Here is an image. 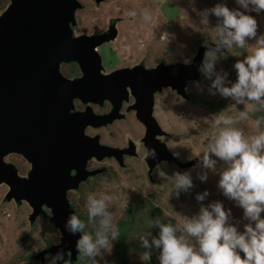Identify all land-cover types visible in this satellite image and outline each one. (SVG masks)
Returning <instances> with one entry per match:
<instances>
[{"label":"water","instance_id":"obj_1","mask_svg":"<svg viewBox=\"0 0 264 264\" xmlns=\"http://www.w3.org/2000/svg\"><path fill=\"white\" fill-rule=\"evenodd\" d=\"M103 1L95 0L97 4ZM82 5L80 0H10L0 13V183L9 186L7 199L30 204V222L38 215L46 216L45 208L51 210L60 242L42 249L35 258L44 261L46 254L62 252L69 264H77L80 233L66 231L65 220L70 212L81 214L70 202L68 190L101 170L89 172V158L115 155L122 161L123 150L101 144L99 135L85 132L87 126L98 127L122 117L118 111L129 84L137 98L131 108L146 127L148 153L154 151L146 158L150 171L162 160L175 162L179 168L193 166L199 158L182 161L158 137L164 130L154 114L155 93L171 86L188 98L187 82L199 77L207 47L214 46L200 41L190 62L163 61L154 67L141 64L105 73L98 47L117 36V24L106 32L76 35V11ZM62 62L76 63L81 76H65ZM76 98L99 104L107 99L113 108L105 114H97L90 106L75 110ZM11 152L32 163L28 177L5 160Z\"/></svg>","mask_w":264,"mask_h":264},{"label":"rangeland","instance_id":"obj_2","mask_svg":"<svg viewBox=\"0 0 264 264\" xmlns=\"http://www.w3.org/2000/svg\"><path fill=\"white\" fill-rule=\"evenodd\" d=\"M80 1L84 6L76 11L78 19L75 27L76 35L104 30L112 16L119 18L117 36L98 47L106 65L118 61L119 66L133 64L143 58L147 66H155L162 59L166 62L191 60L200 41L206 39L212 42L209 33L213 30L209 28L216 24V17L210 16L209 28L201 25L199 11L212 7L218 2H224L230 8L239 7L235 0H105L98 4L94 0ZM9 2L10 0H0V13L5 10ZM175 5L180 7L178 12L181 13L177 12ZM146 7L152 15L150 22H143L139 15ZM133 8L136 9L137 16H127L126 11ZM186 11L191 12L190 16L185 18L189 20L187 23H181ZM249 14L257 20V36L264 35V11L260 13L253 11ZM165 15L169 21L163 17ZM184 27L187 28L182 29ZM254 42L255 38L248 40L249 44ZM225 51L226 53L218 60L216 69L220 72L226 71L228 81L233 82L236 79L233 65L237 60H242L247 52L237 50L241 53L234 55ZM115 54L118 59L114 57ZM61 70L67 72V66H63ZM210 83V79L206 77L191 81L188 84V92L194 96L187 99L182 98L171 88H164L155 95V116L164 130L161 139L167 142L168 146L172 145L169 146L170 150L179 153L176 156L182 161L200 159L215 115L223 111L225 114L235 116L244 107L242 104L235 105L231 98L210 92ZM197 98L204 103H199ZM207 105L213 109V112ZM129 115L126 113L127 119L94 130H100L102 142L109 144H126L131 138L137 142L138 155L129 156L125 167L119 165L113 158H105L100 162L93 160L90 163L92 168L104 167L106 172L97 175L89 183L82 184L80 191H70V201L76 204L78 213L85 215V230L94 231V226L87 224V212L84 206L85 196L89 192L97 195L100 192H107L114 196V199L108 202V207L116 225L119 220L133 221L130 237L126 239V244L120 251L129 264H159L157 250H152L149 259L142 258L145 250L137 236L149 230L156 234L158 229L155 227L151 229L149 223L152 219L160 217L162 220L171 219L175 222V218L181 220L184 218L182 215L190 216L196 213L200 203L207 205L210 201H222L224 207L231 210L230 221L238 223L242 229L243 224L247 222L243 220V210L217 188L218 173L207 170V179L201 180L198 173L202 169L198 162L191 167L179 169L175 163L163 161L158 164L151 177H148L149 167L144 160L146 150L139 141L142 124ZM258 116H264V110L249 113L246 119L237 121L234 126L242 128L245 134L249 135L254 130L252 125ZM10 155L5 160L14 161L23 174L27 166L25 157L17 153ZM221 166L223 162L217 158V167ZM176 171H190L193 179V187L188 191H180L178 196L170 192L171 176ZM7 190V185L0 183V264H49L53 255H48L43 262L32 261L29 256L39 252L48 241L60 242L61 232L50 221L51 210L47 209V215H41L35 225L31 226L28 217L32 207L26 200L20 202L14 199L7 200L5 197ZM205 190L209 195L204 201L198 202L197 193ZM124 201L128 202L127 207H121ZM134 207L136 212L132 215L129 209ZM261 215L264 216V212ZM116 244L115 239L110 250H101V255L95 257L97 264H124V260L122 261L116 254ZM79 264H92V261L80 254Z\"/></svg>","mask_w":264,"mask_h":264},{"label":"clouds","instance_id":"obj_3","mask_svg":"<svg viewBox=\"0 0 264 264\" xmlns=\"http://www.w3.org/2000/svg\"><path fill=\"white\" fill-rule=\"evenodd\" d=\"M235 3L239 7L230 8L218 2L199 11L200 24L205 28H209V17H216L215 26L209 28L213 30L209 35L214 46L207 47L199 70L210 79V92L231 98L235 105L244 107L235 116L220 111L212 118L206 147L199 154L202 171L198 176L206 180L207 170L218 173L217 188L243 210V220L247 222L242 229L238 223L231 222V210L220 200L207 205L200 203L196 213L182 215L181 220L174 217L175 222L156 217L149 222L151 229H158L156 234L149 230L137 236L145 250L144 260L149 259L152 250H157L159 264H264V216L261 215L264 212V116L255 119L254 130L249 135L234 126L249 113L264 110V35L257 36V20L249 14L264 11V0H235ZM125 14L136 17L137 11L133 8ZM139 15L143 22L152 19L147 9H142ZM251 38L255 42L249 44ZM237 49H243L247 55L234 63L236 79L229 82L228 73L217 71L216 64L225 50L239 55ZM149 154L154 155V151ZM217 158L223 166L217 167ZM170 183V192L177 196L193 187L190 171L174 172ZM208 195L207 190L197 193L196 200L202 202ZM113 199L107 192L86 194L87 224L94 226L93 232L86 231V222L73 212L65 220L66 231L80 233L77 251L90 258L92 264H97L95 257L101 255L102 249L110 250L112 241L120 235L108 207ZM127 203L122 202L121 207H127ZM58 261L66 264L62 252L53 255L49 264Z\"/></svg>","mask_w":264,"mask_h":264},{"label":"flooded vegetation","instance_id":"obj_4","mask_svg":"<svg viewBox=\"0 0 264 264\" xmlns=\"http://www.w3.org/2000/svg\"><path fill=\"white\" fill-rule=\"evenodd\" d=\"M115 19H116V17H115ZM120 20H122V19H120ZM119 21V18L118 19H116V20H114L113 22H112V19L110 18V20L108 21V24H107V26H106V28L104 29V30H102V32H106V31H108L109 29H110V27L112 26V25H114V24H117V22ZM118 28V27H117ZM119 32V31H118ZM95 33H98V31H94V32H92V34H95ZM131 45V44H130ZM129 50H131L130 48H129ZM195 54V53H194ZM194 56V55H193ZM120 57V56H119ZM117 58H118V56H117ZM164 61V59H162L161 61H159L158 63H160V62H163ZM117 62L118 61H115L112 65H106V63H105V61L103 60V66H104V69H103V72H105V73H109V72H112V71H114V70H116V69H122V68H127V67H134V66H136V65H145L146 67H154V66H147L146 65V63H145V60H144V58L141 60V61H139V62H135V63H131V64H127V65H121V66H119V65H117ZM69 63H72V62H69ZM68 62H62V64H61V69H62V67L63 66H66L67 64H69ZM74 63V62H73ZM157 63V64H158ZM156 64V65H157ZM155 65V66H156ZM62 73L65 75V76H67V77H69V78H77V77H79V76H81V74H82V72L79 70L78 72H77V74H74V75H68L67 74V72H63L62 71ZM191 81H188L187 82V87H186V89H187V93H188V84L190 83ZM164 88H171L172 90H175V89H173L171 86H168V87H163V89ZM126 89H127V91H128V95H127V98H124L123 99V101L121 102V108H120V110L118 111V113L119 114H122V117H120V118H116V119H114L112 122H109L108 124H105V125H101V126H98V127H96V126H92V125H89V126H87V128H86V130H85V132L87 133V134H89V135H91V136H95V135H99L100 136V142H101V144H107V145H111V146H115V147H118L119 149H122L123 150V153H122V161L121 160H119V158H117L115 155H113V156H106V157H104L103 159H98L96 156H93V157H91V158H89L88 160H87V165H86V167H87V170L89 171V172H92V171H94L95 169H101L98 173H96V174H94V175H89L88 177H87V179L86 180H84V181H81L80 183H79V187L78 188H76V189H70V190H68V198H69V196H70V191H80L81 190V186H82V184H87V183H89L90 182V180L91 179H93V178H95L97 175H100V174H102V173H105L106 172V169L104 168V167H95V168H92L91 166H90V163L93 161V160H96V161H102V160H104L105 158H113L114 160H116L117 162H118V164L119 165H121L122 167H125L126 165H127V160L126 159H128L129 158V156H136V155H138V151H137V148H138V145H137V142L136 141H133V140H131V138H129L128 139V141H127V143L126 144H122V145H115V144H109V143H106V142H102V135H101V132H100V130H94V129H96V128H102V127H107L108 125H111V124H113L115 121H118V120H125V119H127V116H126V113H129L130 115H129V117H132L133 119L135 118L139 123H141L142 125H141V130L140 131H142L141 132V134H140V136H139V141L142 143V145H143V148H145V150H146V153H145V156H144V160L147 162V160H146V158H147V155H148V152H149V148L145 145V141H144V136L146 135V127H145V125L137 118V113H136V109H133V108H131L133 105H136V102H137V98H136V96L133 94V92H132V88H131V86H129V84L127 85V87H126ZM162 89V90H163ZM161 90V91H162ZM176 91V90H175ZM157 92H159V91H157ZM156 92V93H157ZM156 93H155V95H156ZM176 93L178 94V95H180L177 91H176ZM189 94V93H188ZM182 98H184V99H187V98H185V97H183L182 95H180ZM74 109L75 110H84L87 106H90L97 114H105V113H109L111 110H112V108H113V104L109 101V100H107V99H104V101H103V103L102 104H99V103H95V102H88V103H84L83 101H81L80 99H78V98H76V99H74ZM155 109H156V96H155V103H154V114H155ZM156 115V114H155ZM157 118V117H156ZM158 120V119H157ZM158 122H159V120H158ZM139 123H137V125H140ZM159 124H160V122H159ZM161 125V124H160ZM162 127V126H161ZM91 130L93 131V132H91ZM163 135V134H162ZM158 137L161 139V135H158ZM162 140V139H161ZM162 141H164V140H162ZM131 142H133V147L130 145L131 144ZM140 142H139V145H140ZM165 142V141H164ZM167 143V142H166ZM168 145V144H167ZM169 147V146H168ZM170 149V148H169ZM173 152V151H172ZM11 153H17V152H11ZM11 153H9L7 156L9 157V156H11L10 154ZM174 153V152H173ZM17 154H20V153H17ZM22 155V154H21ZM6 156V157H7ZM23 156V155H22ZM5 157V158H6ZM25 159L27 160V163L25 162V164L27 165L26 166V168H25V171L23 172V174L20 172V168H19V166L16 164V163H14V161H7V162H10V163H13V164H15L16 165V167H17V169H18V173L21 175V176H25V177H28L29 176V173H30V170H31V168H32V163L25 157ZM163 161H167V162H169L168 160H162L161 162H163ZM161 162H159L158 164H160ZM169 163H175V162H169ZM158 164L155 166V168L158 166ZM176 165H177V163H175ZM178 166V165H177ZM155 168L152 170V171H150V169H148V177L150 178L151 177V174H152V172L155 170ZM178 168H179V166H178ZM180 169V168H179ZM76 170H72V174H76ZM1 184H4V185H7L6 183H1ZM7 187H8V190H9V186L7 185ZM8 190H7V192H8ZM5 197H6V199H7V193H6V195H5ZM7 200H9V199H7ZM11 200H13V199H11ZM15 200V199H14ZM70 200V199H69ZM16 202H20V201H17V200H15ZM72 204H74L75 206H76V204L75 203H73L72 201H70ZM46 210L48 209V208H45ZM44 209V210H45ZM47 212V211H46ZM80 214V213H79ZM42 215V214H41ZM41 215H38V216H36V218H35V220L33 221V222H30V220H29V222H30V225L31 226H33V225H35V223H36V221H37V219L38 218H40V216ZM29 216H30V214H29ZM29 218V217H28ZM51 221V220H50ZM53 242H51L50 244H49V246L52 244ZM48 247V245H46L44 248H42V249H45V248H47ZM41 249V250H42ZM40 250V251H41ZM38 253V252H37ZM36 253V254H37ZM35 253H32V255L33 256H35L36 255ZM48 255H51V254H48ZM66 264H69V263H66Z\"/></svg>","mask_w":264,"mask_h":264},{"label":"trees","instance_id":"obj_5","mask_svg":"<svg viewBox=\"0 0 264 264\" xmlns=\"http://www.w3.org/2000/svg\"><path fill=\"white\" fill-rule=\"evenodd\" d=\"M84 5H82V7H83ZM188 17V16H187ZM111 19H112V22L114 21V20H116V19H118L117 17H116V19H115V17L114 16H112L111 17ZM208 38V37H207ZM209 39V38H208ZM204 41H207L206 39H203ZM202 40V41H203ZM237 50H243V49H237ZM224 53H226V51L224 52ZM116 55V54H115ZM115 58L117 57V55L116 56H114ZM118 59V58H117ZM67 66V74L68 75H74V74H77V72L79 71V67H78V65L76 64V63H69V64H67L66 65ZM203 78H205V76L201 73L200 75H199V77L197 78V79H203ZM189 93V92H188ZM193 97L194 95H192L191 93H189V98L190 97ZM197 101L199 102V103H201V104H203L204 103V101H202V100H200L199 98H197ZM208 106V109L209 110H211L212 112H213V109L209 106V105H207ZM136 209H135V207L134 208H132V209H129V213L130 214H132V215H134L135 214V211ZM79 212V211H78ZM81 219H85V215H81ZM132 220L131 221H122V220H119V222L117 223V227H118V229H119V233H120V235H119V237L116 239L117 240V244H116V248H117V250H116V254L121 258V260L123 261L124 260V258L122 257V255H121V253H120V251H121V247L123 246V245H125L126 244V239L127 238H129L130 237V233H131V224H132ZM51 243V241H48L47 242V244L46 245H48L49 246V244ZM48 256V254H46V256H45V258ZM30 257V259L32 260V261H37L38 259H36L35 258V256H33L32 254L29 256ZM79 259H80V253H79V256H78V259H77V261H76V263L77 264H79ZM41 261V260H40ZM43 262V261H42ZM124 264H129L128 262H127V260H124Z\"/></svg>","mask_w":264,"mask_h":264},{"label":"crops","instance_id":"obj_6","mask_svg":"<svg viewBox=\"0 0 264 264\" xmlns=\"http://www.w3.org/2000/svg\"><path fill=\"white\" fill-rule=\"evenodd\" d=\"M147 4V3H146ZM157 5V4H156ZM175 8H176V10H177V12L179 11V6L178 5H175L174 6ZM162 8H163V6H162ZM144 9H147V7L146 8H144ZM189 9H192V8H189ZM178 13H181V12H178ZM184 13V12H183ZM188 13V14H187ZM191 14V12L190 11H186L185 12V16H183V20H182V22L181 23H187L188 22V20L189 19H185V18H188L187 16H190V14ZM163 17H165V19H166V21H169V19H168V17H166V15L165 16H163ZM170 18H173V17H170ZM164 20V19H163ZM175 23V22H174ZM184 24H182V26H183ZM179 28V27H178ZM187 27H184V28H182V29H186ZM178 30H180V29H178Z\"/></svg>","mask_w":264,"mask_h":264}]
</instances>
